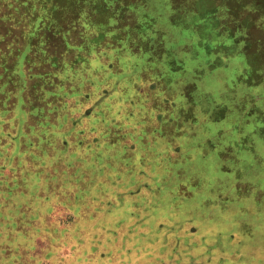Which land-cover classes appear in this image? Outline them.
Listing matches in <instances>:
<instances>
[{
  "label": "crops",
  "instance_id": "crops-1",
  "mask_svg": "<svg viewBox=\"0 0 264 264\" xmlns=\"http://www.w3.org/2000/svg\"><path fill=\"white\" fill-rule=\"evenodd\" d=\"M113 1L114 18L124 23L114 25L106 36L124 39L109 49L92 46L88 56L82 46L75 45L69 50L74 53L72 59H53L46 72L37 70L29 77L18 61L10 68L20 84L15 110L42 121V132L60 121L63 136L67 133V146L72 139L85 163L114 167L116 181L123 172L120 166L130 161L129 154H138L156 170L152 180H167L172 189L181 191L191 187L193 192L202 191L199 184L204 177L193 161L206 158L210 150L216 152L209 145L203 153L193 141L201 127L203 144L208 145L213 138L236 136L237 141L215 145H221L222 157L230 165L244 160L250 167L225 187L243 198L249 195V188L253 192L250 197L257 200L256 208L264 211V0ZM146 1L154 3L160 23L154 13H144L138 25L132 7L147 9ZM247 5H253L252 12L247 11ZM135 29L150 38L137 48L132 41ZM28 79L36 84L34 92L25 94ZM5 84L0 83L1 137H12L11 129L3 126L18 124L17 118L24 114L15 115L13 121L9 118L14 98ZM211 127L214 133L208 135ZM90 131L97 139H91ZM13 133L21 138V125ZM34 147L43 149L38 144ZM87 149L92 152L86 153ZM87 154L92 156L87 158ZM186 165L190 167L186 169ZM219 167L231 172L229 167ZM163 170L173 179L162 176ZM191 208L192 204L187 209ZM231 213L234 216L237 209ZM190 224V242L185 244L190 245L189 250H179L189 264H227L229 260L237 264L236 258L243 259L232 243L226 251L203 235L202 241L194 239L198 234ZM256 252L251 249L248 256L256 259Z\"/></svg>",
  "mask_w": 264,
  "mask_h": 264
},
{
  "label": "rangeland",
  "instance_id": "rangeland-1",
  "mask_svg": "<svg viewBox=\"0 0 264 264\" xmlns=\"http://www.w3.org/2000/svg\"><path fill=\"white\" fill-rule=\"evenodd\" d=\"M112 2L0 0V83L7 82L5 89L13 94L8 112L12 121L15 115L24 113L15 110L20 84L10 68L20 61L22 71L29 77L37 70L46 72L53 59H72L74 53L69 50L75 45L82 46L83 54L88 56L92 46L109 49L119 44L123 37L106 36L114 25L124 23L114 18ZM145 3L147 9L132 7L138 25L144 13H154L160 23L154 3ZM247 8L253 11V5ZM134 33L136 48L150 39L136 29ZM40 62V66L36 65ZM35 84V80L28 79L25 94L28 90L34 92ZM21 117L17 118L18 124L3 126L11 129L12 137H1L0 116V264H189L179 250H189L190 245L185 244L190 242V223L198 234L194 239L202 241L203 236L207 237L226 251H230L232 243L244 256L242 260L236 258L237 264H264V244L259 242L264 241V211L260 213L256 208L257 200L250 197L253 192L249 188L246 187L249 195L243 198L225 187L237 175L242 177L250 166L244 160L230 165L222 157L221 145H215L237 141L236 136L213 138L208 145L203 144L201 127L193 141L199 143L203 153L209 145L216 152L210 150L206 158L193 161L198 174L204 177H200L202 191L193 192L192 187L181 191L172 189V182L167 180H152L156 170L143 163L138 154H129L130 161L120 166L123 172L116 181L114 167L85 163L72 139L67 146V133L64 137L60 121L42 132V121L26 114ZM19 125L21 138L13 133ZM208 132L212 135L213 128ZM89 136L97 139L91 131ZM36 144L43 149L34 147ZM91 152L87 149L86 153ZM108 153L109 150L105 155ZM91 156L87 154V158ZM219 165L229 167L231 172H224ZM162 174L173 179L166 170ZM261 178L264 186V174ZM191 204L192 208L187 209ZM233 209L238 212L234 216ZM254 248L256 259L248 256ZM230 263L229 260L227 264Z\"/></svg>",
  "mask_w": 264,
  "mask_h": 264
},
{
  "label": "trees",
  "instance_id": "trees-1",
  "mask_svg": "<svg viewBox=\"0 0 264 264\" xmlns=\"http://www.w3.org/2000/svg\"><path fill=\"white\" fill-rule=\"evenodd\" d=\"M69 1V3H71V0H68ZM103 10H106V9H103ZM55 14V13H54ZM55 15H59V14H55ZM111 20V19H110Z\"/></svg>",
  "mask_w": 264,
  "mask_h": 264
}]
</instances>
